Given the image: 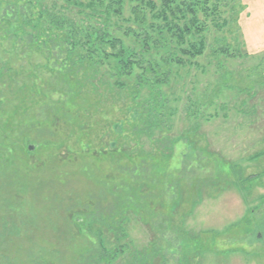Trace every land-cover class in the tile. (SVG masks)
<instances>
[{"label":"rangeland","instance_id":"374dc122","mask_svg":"<svg viewBox=\"0 0 264 264\" xmlns=\"http://www.w3.org/2000/svg\"><path fill=\"white\" fill-rule=\"evenodd\" d=\"M216 1L197 64H164L166 49H151L155 71L134 69L122 88L109 59L87 60L66 89L70 75L17 60L14 87L0 89V264H76L91 240L67 210L115 195L129 199L139 248L159 211L182 232L188 264H264V0Z\"/></svg>","mask_w":264,"mask_h":264},{"label":"trees","instance_id":"16d2710c","mask_svg":"<svg viewBox=\"0 0 264 264\" xmlns=\"http://www.w3.org/2000/svg\"><path fill=\"white\" fill-rule=\"evenodd\" d=\"M217 7L218 3L210 4V0H0V89L14 87L16 81L6 84L5 79H9V71L16 75L21 71L17 60L34 63L40 58L53 76L59 72L70 75L60 78V83L66 84L76 81L75 72L86 66L87 60H110L114 65L113 84L119 88L126 84L122 78L131 76L134 69L155 71L156 59L145 57L151 49H166L164 64H197L193 59L206 49L207 20L219 23ZM225 24L226 19L222 22ZM126 38L134 40L135 45L126 43ZM63 65L66 69L61 70ZM48 76L42 79V90L48 89ZM136 76L139 80L140 75ZM120 169L130 174L129 168ZM89 201L70 206L66 214L76 233L91 240L84 245L76 264H112L123 254L130 255L127 264H149L153 257L162 260L159 264H166L170 261L164 253L167 250L179 251L176 264H188L191 251H182V232L174 229L166 214H153L154 238L139 248L129 237L128 198L115 195L113 206ZM141 214L142 220L151 217L149 211ZM108 234L110 249L103 243Z\"/></svg>","mask_w":264,"mask_h":264},{"label":"water","instance_id":"95a60500","mask_svg":"<svg viewBox=\"0 0 264 264\" xmlns=\"http://www.w3.org/2000/svg\"><path fill=\"white\" fill-rule=\"evenodd\" d=\"M31 148H32V146L29 147V149H31Z\"/></svg>","mask_w":264,"mask_h":264}]
</instances>
